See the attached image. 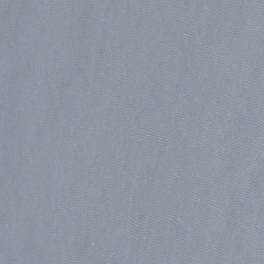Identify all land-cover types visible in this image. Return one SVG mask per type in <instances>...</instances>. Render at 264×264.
Masks as SVG:
<instances>
[{
    "label": "water",
    "instance_id": "1",
    "mask_svg": "<svg viewBox=\"0 0 264 264\" xmlns=\"http://www.w3.org/2000/svg\"><path fill=\"white\" fill-rule=\"evenodd\" d=\"M0 264H264V0H0Z\"/></svg>",
    "mask_w": 264,
    "mask_h": 264
}]
</instances>
